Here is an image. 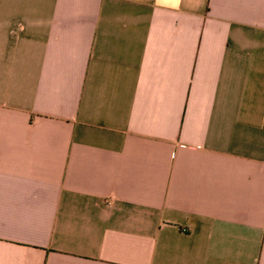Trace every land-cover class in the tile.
<instances>
[{
    "label": "crops",
    "instance_id": "0c3cea01",
    "mask_svg": "<svg viewBox=\"0 0 264 264\" xmlns=\"http://www.w3.org/2000/svg\"><path fill=\"white\" fill-rule=\"evenodd\" d=\"M0 264H264V0H0Z\"/></svg>",
    "mask_w": 264,
    "mask_h": 264
}]
</instances>
